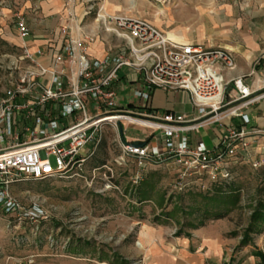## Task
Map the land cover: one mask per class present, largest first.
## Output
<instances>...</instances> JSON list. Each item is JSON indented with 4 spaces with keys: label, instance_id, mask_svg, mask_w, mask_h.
<instances>
[{
    "label": "built area",
    "instance_id": "obj_1",
    "mask_svg": "<svg viewBox=\"0 0 264 264\" xmlns=\"http://www.w3.org/2000/svg\"><path fill=\"white\" fill-rule=\"evenodd\" d=\"M75 5V0H66L67 24L59 28L57 42L34 53L23 46L30 67L0 96V211L19 225L36 224L44 216L42 208L21 204L12 194L13 185L79 176L94 153L86 155L87 147L96 149L102 129L122 123L151 132L143 146L122 142L121 154L114 160L118 167L133 161L137 168L133 183L142 179L149 165L163 164L175 167V188L182 191L194 186L207 190L231 180V166L250 158L249 118L244 110L264 97L244 76L225 80L224 72L235 68L232 54L218 47L173 40L148 20L110 15L100 6L95 20L123 44L115 56L92 58L87 43L93 37L84 29ZM93 10L88 5L84 15ZM14 18L16 32L25 40L29 28L20 15ZM123 67L140 75L147 90L136 95L144 102L154 88L186 91L200 115L188 119L174 113L121 110L113 84ZM254 75L252 67L247 76ZM230 118H239L241 125H226L225 135L213 148L189 144L188 132L204 123L223 125ZM103 167L102 190L117 189L110 180L113 170Z\"/></svg>",
    "mask_w": 264,
    "mask_h": 264
},
{
    "label": "rangeland",
    "instance_id": "obj_2",
    "mask_svg": "<svg viewBox=\"0 0 264 264\" xmlns=\"http://www.w3.org/2000/svg\"><path fill=\"white\" fill-rule=\"evenodd\" d=\"M196 4L185 3L197 21ZM182 6L178 0H138L137 8L128 11L168 36L179 37L183 36L178 32L183 26L180 21L190 17ZM14 21V17L0 21V96L30 67ZM255 21L260 19L243 17L245 24ZM109 37L112 45L122 46L119 39ZM225 50L234 57L231 50ZM122 128L102 129L101 144L79 176L13 185L12 194L20 203L38 205L44 216L36 224L19 225L0 211V264H148L153 258L148 251L158 238L189 237L220 215L233 225L228 236L236 238L232 254L237 257L228 263L243 257L242 248L252 245L253 234L259 232L256 226L264 227L262 217L252 220L255 211L262 210L264 215V143L259 152H250L248 160L231 166L228 182L210 185L207 190L194 186L182 191L175 188L172 164L148 172L149 165L148 173L137 183H133L137 169L133 161L123 167L115 165L121 154L117 141ZM50 160L54 165V159ZM105 165L113 170L110 180L117 189L102 190ZM146 236L149 244L143 240ZM125 246L132 252L123 253Z\"/></svg>",
    "mask_w": 264,
    "mask_h": 264
},
{
    "label": "crops",
    "instance_id": "obj_3",
    "mask_svg": "<svg viewBox=\"0 0 264 264\" xmlns=\"http://www.w3.org/2000/svg\"><path fill=\"white\" fill-rule=\"evenodd\" d=\"M75 1V12L79 20H82L84 29L93 37L92 41L87 43L88 55L92 58L101 59L106 56H115L118 53V46L110 42L109 36L111 38L113 36L104 32L95 20V11L98 7L101 6L110 15L145 19L128 11L137 8L138 0ZM186 1L197 3L194 6L198 12L197 21L194 19L196 15H191L187 8L188 5H185ZM178 2L183 5L186 14L190 17L180 21L183 26H179L178 32H181L183 36L169 37L179 42H193L205 47H221L231 50L234 53L236 67L224 72L225 80L231 81L234 78L248 75L250 69L255 67V75L247 77L245 81L253 83V87L258 84L259 92L264 93V41H262L264 38V0H178ZM65 5L66 0H0V21L20 15L29 28L28 37L25 40L20 39V42L27 47L30 53H34L38 49L46 50L48 45L57 42L59 28L67 24ZM88 5H93L94 10L85 16L84 11ZM243 17L260 19V22L245 24ZM69 24L74 26L72 23ZM230 86L232 87V84ZM113 87L117 93L121 110L138 114L174 113L185 115L188 119H194L200 115L186 91H164L154 88L144 102L136 93L147 90L146 86L140 75L128 67H123L118 71V79ZM244 113L249 118L247 129L250 132L251 151L259 152L264 143V97L247 107ZM229 124L238 127L241 125V120L239 118L226 119L223 125L204 123L198 130L188 132L185 136L192 147L203 143L206 147L213 148L225 135V127ZM122 126V137L120 141H117L119 148L122 142L147 141L150 138L151 132L146 128L127 123H122ZM96 149L90 145L85 153L86 155L92 151L95 153ZM158 166L150 165L148 172ZM148 172L145 171V175ZM224 218H216L215 221L194 230L189 237L158 238V243L148 251L153 255L148 264H206L207 262L227 264L231 258L237 257V253L232 254L236 238L228 236L233 230V225ZM253 236L252 245L243 247L240 253L243 257L237 258L234 262L231 261L232 264H264V228L260 227L259 232ZM143 240L147 244L150 242L147 236L143 237ZM122 250L123 253L132 252L128 246L123 247ZM252 250L255 253H251ZM71 264L75 263L72 261Z\"/></svg>",
    "mask_w": 264,
    "mask_h": 264
},
{
    "label": "trees",
    "instance_id": "obj_4",
    "mask_svg": "<svg viewBox=\"0 0 264 264\" xmlns=\"http://www.w3.org/2000/svg\"><path fill=\"white\" fill-rule=\"evenodd\" d=\"M261 211H262V210H261ZM261 211H259V210H258V211H255V213H254V215H253V219H252L253 222H254L255 219H257L258 217H262V218H263V222H262V224H264V217H263L264 215L261 214ZM220 217H221V215H220ZM220 217H218V218H220ZM253 225H254V224L252 223V225H251L250 228H253ZM260 225H261V224H259V225L256 226V228H257L258 230L260 229ZM263 228H264V227H263ZM254 253H255V252H254Z\"/></svg>",
    "mask_w": 264,
    "mask_h": 264
},
{
    "label": "water",
    "instance_id": "obj_5",
    "mask_svg": "<svg viewBox=\"0 0 264 264\" xmlns=\"http://www.w3.org/2000/svg\"><path fill=\"white\" fill-rule=\"evenodd\" d=\"M144 144H145L144 141H138L134 143V145H138V146H143Z\"/></svg>",
    "mask_w": 264,
    "mask_h": 264
}]
</instances>
